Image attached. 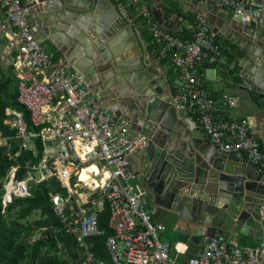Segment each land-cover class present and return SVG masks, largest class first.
<instances>
[{
  "label": "built area",
  "instance_id": "1",
  "mask_svg": "<svg viewBox=\"0 0 264 264\" xmlns=\"http://www.w3.org/2000/svg\"><path fill=\"white\" fill-rule=\"evenodd\" d=\"M211 1L232 10L243 24L264 26V0ZM123 2L135 10L157 58L169 60L176 69L177 107L189 111L221 150L264 170V150L251 135L248 119L229 118L221 111L235 108L239 98H214L198 75V66L206 59L216 63L224 56L204 16L191 27V36H182L156 20L147 0ZM0 7L5 12V17L0 15V45L6 37L15 49L4 59L18 74V99L30 114L29 122L23 112H14L15 133L7 136L0 130V146L14 159L18 154L12 151L13 141L21 142V150L32 151V157L9 169L4 206L14 198L31 196L32 184L59 181L67 193H52L51 201L78 244L80 264H104L96 259L90 240L104 234L100 213L106 204L114 232L106 246L116 264H264V242L245 246L237 239L218 238H207L193 258L177 260L171 244L161 238L165 226L154 220L156 207L132 165L131 157L146 150L149 139L133 132L126 119H115L81 74L44 49L37 37L39 28L31 22L30 5L0 0Z\"/></svg>",
  "mask_w": 264,
  "mask_h": 264
},
{
  "label": "water",
  "instance_id": "2",
  "mask_svg": "<svg viewBox=\"0 0 264 264\" xmlns=\"http://www.w3.org/2000/svg\"><path fill=\"white\" fill-rule=\"evenodd\" d=\"M190 2L193 6H201L202 11L208 15L204 17L206 22L214 32L221 31L232 40L238 38V43L243 39L239 44L248 55V62L246 66L242 63V76L264 97V26L254 22L243 24L235 18L232 11L214 5L211 0ZM29 3L32 7L31 22L40 27L37 35L40 42L48 35L55 37L60 34L57 30L60 27L64 28V32L68 31L69 24L59 22L66 17L80 27L83 35L86 34L83 41L95 40L93 53L96 59H101L99 64L113 62L115 67L124 69L126 75L120 87H130L137 94L135 97H140L137 111L141 116L134 114L136 109L129 110L130 103L128 106H121L118 100L113 101L110 96V99H106L103 96L106 95L105 90H99L93 85L89 80L92 73L87 71H96V67L92 65L94 63L88 65L91 70L78 63L72 64L73 69L79 72V67L83 68V78L101 95L103 107L110 108L115 119L125 117L133 132L143 134L149 139L152 150L142 161L138 175L155 194L157 211L153 217L174 228L179 218L186 219L194 211V221H201L200 234L204 237L203 243L207 238H216L214 232L221 226L228 232L233 229L238 234H244L251 227L256 231V237L253 238L260 243L264 242V227L257 214L263 200L253 198L252 192L253 181L264 180V171L221 150L206 137L198 120L189 111L177 107L173 86L162 70L161 62L153 57L147 40H144L146 51L140 49L137 29L141 31V23H132L131 17L122 15L112 0H31ZM219 9L221 18L218 21L216 19L215 24L219 23L220 27H214L208 12L215 16L214 13ZM152 12L160 24L167 30H172L167 24L166 10L162 5H152ZM0 15L5 17L1 7ZM94 15L102 17L100 20L95 17L86 28L84 25L80 26L84 18L92 19ZM72 46L77 58L82 47H78L77 43H72ZM243 57L246 62L245 56ZM112 87L111 83L107 86V91L114 92ZM145 114L148 118L142 120ZM168 151L174 153V156H170ZM210 165L219 168L215 175V170L209 172L210 174L206 173L211 169ZM169 172L172 175L166 181L165 177ZM207 177L210 178L207 181L211 183L208 185V193L199 187L202 179ZM246 178L251 181H246ZM187 189L202 192V195L192 198ZM209 195L213 197L211 200ZM226 214L230 219L226 218ZM195 229L197 228L194 231ZM195 255L191 253L189 259Z\"/></svg>",
  "mask_w": 264,
  "mask_h": 264
},
{
  "label": "crops",
  "instance_id": "3",
  "mask_svg": "<svg viewBox=\"0 0 264 264\" xmlns=\"http://www.w3.org/2000/svg\"><path fill=\"white\" fill-rule=\"evenodd\" d=\"M26 4L30 5L31 0H24ZM117 9L120 11L122 15L130 16V21L134 24L140 23V20L137 18L136 12L133 8H130L127 6L126 3L123 2V0H112ZM149 6L152 9V5H162L163 8L166 10V16L167 24L172 29L171 31L176 34H180L183 36H187L192 33L191 27L194 26V23L190 22L187 15H192L195 17L196 20H198L199 16H208L204 11H202L201 6H193L190 2V0H147ZM214 9H216L213 6ZM230 10V9H228ZM232 11V10H230ZM219 12H221V9L217 10L215 16H213V13H209L210 16L213 19V23L210 22L209 19H207L212 26L214 27H220L216 23V19H220ZM233 12V11H232ZM90 13V11H89ZM100 14V13H99ZM69 15V14H68ZM67 15V16H68ZM95 17L98 18V20L101 19V15H94L93 18H84L83 24H80V26L84 25V28H86V25L94 21ZM220 21V20H219ZM60 23L69 24L68 31H63V27L58 28V34L57 36L50 37V35L47 36V38L41 42V45L44 47V49L49 52L50 54L54 55L58 60H62L67 68H69L71 71H75L82 75L81 72H83L82 68H80L81 72L78 70H74L72 67V64H80L83 66V68L87 70H91V68L88 66L89 63L96 67V71L93 70L87 71L92 73V77L89 79L93 85L95 84L99 90H105L104 92L106 95H111V97H116L120 104L127 105V103H131L133 100L134 103L138 102L140 97L136 98L137 95L130 87H120L123 84L122 79L125 77L126 73H124V69L115 67L116 64L113 62H107V63H100L95 57V54L93 53L94 47L96 42L95 40L92 41H83L85 40L84 36L86 34H82L80 32V27L74 22H70L65 17L62 21H59ZM39 28V26L35 25ZM218 31L219 29L216 28ZM213 31V29H211ZM214 32V31H213ZM217 35V38L219 39V42L222 45V52H223V58L219 60L216 63L210 62L209 59H206L202 64L198 66V75L201 78V81L203 85L207 88V90L211 93V95L216 99H222L227 96H236L239 98L238 105L235 108H231L228 110H221L227 117L229 118H239V119H248L250 125H251V135L253 138L260 144L261 148L264 150V97L260 96V92L255 90L252 86H250L242 76V67L246 66L248 55L244 53V51L241 49L240 44L242 41L238 43L237 39L232 40L229 37H227V34L222 33L219 31L214 32ZM143 34V35H142ZM137 37L139 39L140 49L143 51H146L144 45V40H147L148 47L155 58V60H158L162 64V70L166 74V77L168 81L174 86L177 81V71L174 69L172 63L170 61L163 62L157 58V55L155 54L154 46L151 42L150 36H148V33L144 30V27L142 26L141 31L137 29ZM72 43H77L79 46L82 47L78 57L76 58L74 55V50ZM13 46L10 45L9 40L4 37L3 43L0 45V81L3 78V71L5 74H9V69H11L12 73L16 75V81L13 83V87L17 89V96L19 95V79L18 74L14 71L13 67L8 63L7 60L4 58L7 57L8 52H14ZM245 61L244 62V57ZM85 57V58H84ZM241 57V59H240ZM243 63V66H242ZM5 65V66H3ZM122 69V70H121ZM83 76V75H82ZM87 81V80H86ZM98 83V84H97ZM113 84L112 90L114 92L107 91V86ZM91 84V83H89ZM121 84V85H120ZM101 96V95H100ZM104 97H107L103 95ZM19 102V99H18ZM20 103V102H19ZM22 106V104L20 103ZM25 108V106H23ZM26 109V108H25ZM19 111L17 109L13 108H7L6 110V117L4 119V124L8 126L9 131H13V134H5L7 136H13L14 135V128H13V122H14V112ZM27 111V109H26ZM22 112V111H20ZM27 113H29L27 111ZM26 117V116H25ZM27 120L30 122V115L29 119ZM2 131V129L0 128ZM3 132V131H2ZM4 134V133H3ZM207 137V136H206ZM208 138V137H207ZM15 143H18V152L23 153L24 151H30V150H21V142L20 141H13L12 144V150ZM39 145L42 147V143L39 142ZM38 145V146H39ZM40 150V147H39ZM152 150V147L150 148L149 144L146 150L134 153V155L131 157L132 165L134 170L139 174L140 168L142 167V161L147 157ZM32 152V151H31ZM40 152V151H39ZM14 153V152H13ZM168 154L170 156H174V153L168 151ZM18 156V155H17ZM211 169H208L206 173L214 171V174L217 172V167L214 165H210ZM263 171V170H262ZM170 172L167 174V177H165L166 181H168V177L170 176ZM210 174V173H209ZM141 182H143L142 177L140 176ZM207 179H210L209 177L202 179V183L199 184L200 189L203 190V192H209V184L210 182L207 181ZM213 180V179H211ZM246 181H251L250 179L246 178ZM254 183V189H253V198L257 200H263V203L260 205L257 214L259 215V220L263 223L264 227V180H256L253 181ZM147 187V186H146ZM188 190V194L192 198L199 197L202 195V192L198 191H190ZM209 200H211L213 197L209 195ZM226 198V197H225ZM150 203H154L155 201V194L150 191L149 198ZM226 205V203H225ZM232 210V209H231ZM193 214L189 215L186 219L185 218H179L174 228H171L167 226L166 223H163L158 218H154L156 222L163 223L165 225V230L161 232V238L169 242L172 246V255L179 261H187L191 257V253L197 254L202 248H203V235L200 234L202 230L200 231V224L201 221L198 219V221H194V218L196 216V213L192 211ZM198 213V212H197ZM199 218V217H198ZM226 218L230 219V216L226 214ZM188 229L186 230V228ZM194 228L195 229L194 231ZM213 228V227H212ZM214 232V228H213ZM216 233V234H215ZM216 238L221 240H232L237 239L241 244L245 246H259L262 243L256 241L254 237H256V231L249 227L246 229L245 233H237L236 231H227L225 227L221 226L216 228L214 232ZM251 235V236H250ZM91 250H92V244Z\"/></svg>",
  "mask_w": 264,
  "mask_h": 264
},
{
  "label": "trees",
  "instance_id": "4",
  "mask_svg": "<svg viewBox=\"0 0 264 264\" xmlns=\"http://www.w3.org/2000/svg\"><path fill=\"white\" fill-rule=\"evenodd\" d=\"M187 17L194 25L197 23L194 16ZM16 79L11 69L9 74L3 71L0 81V128L4 134H13L4 124L7 108L22 111L28 119L30 115L18 102L17 89L13 87ZM39 147L41 154L42 147ZM17 149L18 143H15L12 151L18 156L14 159L7 155L4 146H0V264H80L78 244L67 231L51 201L52 193H67L59 181L51 179L48 182L32 184L31 196L14 198L7 206L3 205V184L9 169L18 161L23 162L32 157L31 151L21 153ZM39 158H34V161ZM22 174L21 172L20 176ZM36 214L39 215L38 218L32 221ZM109 215L110 208L106 204L100 213V226L104 234L91 238L90 243L96 259L104 264H116L106 246L108 236L114 233L109 227ZM35 230L41 232V236L33 239Z\"/></svg>",
  "mask_w": 264,
  "mask_h": 264
},
{
  "label": "flooded vegetation",
  "instance_id": "5",
  "mask_svg": "<svg viewBox=\"0 0 264 264\" xmlns=\"http://www.w3.org/2000/svg\"><path fill=\"white\" fill-rule=\"evenodd\" d=\"M128 6V5H127ZM130 7V6H129ZM131 8V7H130ZM31 11H32V9H31ZM32 13V12H31ZM140 23H141V21H140ZM141 25H142V23H141ZM39 32H40V27H39ZM144 55V54H143ZM82 68V67H81ZM83 69V68H82ZM98 84V83H97ZM105 96H108V97H105L106 99H110V97H111V95H105ZM110 96V97H109ZM113 98V101H117V98L116 97H112ZM139 101V100H138ZM119 102V101H118ZM120 104V103H119ZM121 106H123L122 104H120ZM129 104H127V105H124V106H128ZM134 109H136V111L134 112V114L135 113H138L140 116L142 115L139 111H137V102L136 103H134V102H131L130 103V105H129V110L130 111H134ZM144 116H145V118H144ZM143 117H142V120L144 119H146L147 120V118H148V116H147V114H145ZM122 118H124V119H126L125 117H122ZM127 120V119H126ZM135 120H137V119H135ZM144 123H146V122H144ZM148 123V122H147ZM150 123V122H149ZM146 126H147V124H146ZM262 170V169H261ZM264 171V170H263ZM170 175H172V174H170ZM144 182V181H143ZM144 184H145V182H144ZM145 186H147V184H145ZM147 189H148V192H149V194H150V191H151V189L147 186ZM152 204L156 207V211H157V206L155 205V203H153L152 202ZM154 216V215H153ZM165 226V225H164ZM165 230V229H164Z\"/></svg>",
  "mask_w": 264,
  "mask_h": 264
},
{
  "label": "rangeland",
  "instance_id": "6",
  "mask_svg": "<svg viewBox=\"0 0 264 264\" xmlns=\"http://www.w3.org/2000/svg\"><path fill=\"white\" fill-rule=\"evenodd\" d=\"M3 66H5V65H3ZM6 67V66H5ZM38 214H36L34 217H33V219H32V221H34L36 218H38ZM34 237H33V239H36V238H38L39 236H41V232H39V231H37V230H35V232H34Z\"/></svg>",
  "mask_w": 264,
  "mask_h": 264
},
{
  "label": "bare ground",
  "instance_id": "7",
  "mask_svg": "<svg viewBox=\"0 0 264 264\" xmlns=\"http://www.w3.org/2000/svg\"><path fill=\"white\" fill-rule=\"evenodd\" d=\"M149 36V35H148ZM223 45V44H222ZM86 175H85V173H83V177H85ZM169 243V242H168Z\"/></svg>",
  "mask_w": 264,
  "mask_h": 264
},
{
  "label": "clouds",
  "instance_id": "8",
  "mask_svg": "<svg viewBox=\"0 0 264 264\" xmlns=\"http://www.w3.org/2000/svg\"><path fill=\"white\" fill-rule=\"evenodd\" d=\"M174 89V88H173Z\"/></svg>",
  "mask_w": 264,
  "mask_h": 264
}]
</instances>
